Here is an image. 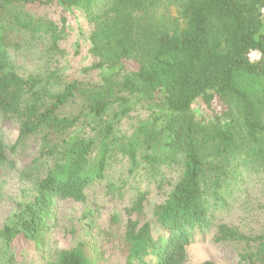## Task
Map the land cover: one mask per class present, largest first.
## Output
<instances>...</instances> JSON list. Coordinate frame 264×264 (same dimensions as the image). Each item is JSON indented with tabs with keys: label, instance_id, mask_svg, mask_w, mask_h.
Wrapping results in <instances>:
<instances>
[{
	"label": "trees",
	"instance_id": "trees-1",
	"mask_svg": "<svg viewBox=\"0 0 264 264\" xmlns=\"http://www.w3.org/2000/svg\"><path fill=\"white\" fill-rule=\"evenodd\" d=\"M47 7L59 22L37 14ZM75 12L90 26L92 62L72 76L78 44L71 55L64 42ZM214 97L224 109L196 119L193 103ZM0 118L53 161L0 229L6 246H39L56 198L84 203L102 186L114 202L129 195L125 223L114 214L100 234L120 254L112 264H184L194 231L212 228L237 264H264V232L246 236L222 218L248 180L264 188V0H0ZM153 192L164 199L153 204ZM96 242L42 264H107Z\"/></svg>",
	"mask_w": 264,
	"mask_h": 264
},
{
	"label": "rangeland",
	"instance_id": "rangeland-1",
	"mask_svg": "<svg viewBox=\"0 0 264 264\" xmlns=\"http://www.w3.org/2000/svg\"><path fill=\"white\" fill-rule=\"evenodd\" d=\"M37 14L44 18L59 22L58 9L54 7L41 8ZM69 28L64 47L73 55L78 44L77 55L70 58V75H77L78 70L87 67L92 62L87 51L89 43L87 36L90 26L83 15L75 12L68 17ZM25 55V54H24ZM251 62L259 59L257 52L249 55ZM15 64L28 69L31 58H23L19 54L13 57ZM224 105L214 97L209 105L197 100L192 105L196 119L209 120L214 114L220 113ZM121 131H127L123 125ZM17 125L0 118V139L3 159L0 160V229L8 223L17 211V204L27 205L36 195L35 186L44 178L46 171L52 167L53 161L40 156L42 141L37 137L19 139ZM47 160V161H46ZM264 188L257 179L247 181L241 191V201L238 209L223 218L231 227L246 236H255L264 232ZM102 186H93L86 189L87 200L84 203L71 199L56 198L51 205V215L46 219V227L41 234L42 242L36 247L33 243L17 241L12 246H6L0 239V264H42L52 261L58 251L75 247L84 240L97 241L102 247L105 262H117L120 254L110 252V244L100 235L108 231L111 217L118 214L121 225L126 221L123 210L129 195L124 203L114 202L102 195ZM164 199L162 193L153 192L150 200L153 204ZM214 229L198 234L194 231L193 242L186 248L184 264H237V251L232 246L215 243L212 239ZM96 242V243H97ZM233 245V244H229ZM242 249V244H236Z\"/></svg>",
	"mask_w": 264,
	"mask_h": 264
},
{
	"label": "built area",
	"instance_id": "built-area-1",
	"mask_svg": "<svg viewBox=\"0 0 264 264\" xmlns=\"http://www.w3.org/2000/svg\"><path fill=\"white\" fill-rule=\"evenodd\" d=\"M250 57V56H249ZM259 57V56H258Z\"/></svg>",
	"mask_w": 264,
	"mask_h": 264
}]
</instances>
